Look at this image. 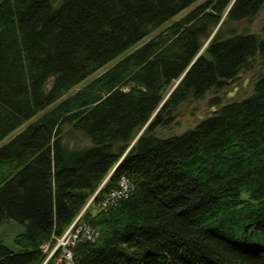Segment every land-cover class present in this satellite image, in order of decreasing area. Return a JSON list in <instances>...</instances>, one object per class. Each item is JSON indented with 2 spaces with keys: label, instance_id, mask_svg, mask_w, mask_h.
Returning <instances> with one entry per match:
<instances>
[{
  "label": "trees",
  "instance_id": "16d2710c",
  "mask_svg": "<svg viewBox=\"0 0 264 264\" xmlns=\"http://www.w3.org/2000/svg\"><path fill=\"white\" fill-rule=\"evenodd\" d=\"M263 6L0 0V224L24 225L14 244L0 238V264H42L92 195L82 220L98 234L72 264H264V73L194 126L158 133L264 64V27L224 28ZM66 124L90 143L67 145ZM122 177L131 193L98 210Z\"/></svg>",
  "mask_w": 264,
  "mask_h": 264
},
{
  "label": "rangeland",
  "instance_id": "374dc122",
  "mask_svg": "<svg viewBox=\"0 0 264 264\" xmlns=\"http://www.w3.org/2000/svg\"><path fill=\"white\" fill-rule=\"evenodd\" d=\"M193 6L194 4L184 9L173 19L184 15ZM228 26L234 27L236 31L262 32V28L264 27V6L262 10L259 12V14L255 16L254 18L250 20H243L237 23H231V24L226 25L224 28H228ZM150 35L144 38L137 45L142 43L144 40L148 39ZM113 62L104 65L102 68H100L95 73L91 74L88 78L83 80L81 83L71 88L65 95H69L75 92L76 90H78L79 88H82L95 75L100 73L102 70H104L106 67H108ZM262 73H264V64L253 66V69H249V70L245 69L241 72L238 79L231 81L221 91H211V92H208L204 98H201L193 102L184 103L180 107L179 114L176 116L175 121L170 126H166V127L159 126L158 133H160L161 135L177 134V133L183 132L187 128L194 126L201 118H204L210 115L218 108V106L212 103L211 101L212 98L216 96H220L221 102L223 103L229 100L243 98L244 96L252 92L255 78ZM231 93L233 94L230 95ZM22 127L23 126L19 127L15 132H13V134L16 133L18 130H20ZM64 130H65L64 142L67 145L79 147V146L88 145L90 143V140L87 136H85L79 130L73 129L72 127H70V125L66 124L64 127ZM141 131L139 132V134L141 133ZM13 134L9 135L2 142L7 141ZM84 209L85 208H83L81 213L78 214L79 217L75 218L77 220L75 221L74 219L72 221V223H74L72 224L73 227H76V225L82 220V214H83ZM23 230H24L23 224L15 221L14 219L8 218L3 223L0 224V238L4 241L5 244L12 245L14 244L15 236ZM62 240L63 242L66 243L67 237H65L64 239L62 238ZM57 243H58V240L56 241L55 246L57 245ZM54 248L51 250H48V252L50 251L48 256H50Z\"/></svg>",
  "mask_w": 264,
  "mask_h": 264
},
{
  "label": "built area",
  "instance_id": "2783aa9c",
  "mask_svg": "<svg viewBox=\"0 0 264 264\" xmlns=\"http://www.w3.org/2000/svg\"><path fill=\"white\" fill-rule=\"evenodd\" d=\"M132 189L133 185L131 184L129 179H127L126 177H122L119 187L112 190L109 194L105 195L99 202H96L95 207L98 210L106 209L118 199L128 196L131 193ZM93 198L94 195L89 198L84 208H86L92 202ZM78 217L79 215H77L76 218ZM76 220L77 219H75V221ZM72 224L74 223H71L62 235L56 237V241L58 240V243L56 246L54 245L55 248L54 246L52 248H49V243L43 245L45 251L54 248V250L50 254L51 257L52 255L54 256L55 254H57L53 264H72V247L76 244V242L86 239H94L98 234V231L95 227L84 222L83 220H81L76 225V227H73ZM65 237H67L66 243L62 240V238L64 239ZM50 256H47L42 264H46V262L51 258Z\"/></svg>",
  "mask_w": 264,
  "mask_h": 264
},
{
  "label": "water",
  "instance_id": "95a60500",
  "mask_svg": "<svg viewBox=\"0 0 264 264\" xmlns=\"http://www.w3.org/2000/svg\"><path fill=\"white\" fill-rule=\"evenodd\" d=\"M243 70H245V69H243ZM232 94H233V93H231L230 95H232ZM138 135H139V134H138ZM138 135H137V136H138ZM136 138H137V137H136ZM136 138L134 139V141L136 140ZM134 141H133V142H134Z\"/></svg>",
  "mask_w": 264,
  "mask_h": 264
}]
</instances>
